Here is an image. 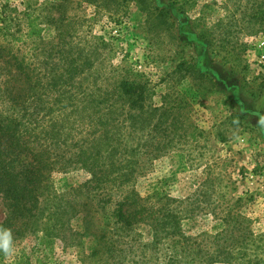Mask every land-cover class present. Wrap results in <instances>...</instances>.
I'll list each match as a JSON object with an SVG mask.
<instances>
[{
  "label": "rangeland",
  "instance_id": "rangeland-1",
  "mask_svg": "<svg viewBox=\"0 0 264 264\" xmlns=\"http://www.w3.org/2000/svg\"><path fill=\"white\" fill-rule=\"evenodd\" d=\"M261 3L0 0V30L7 31L5 36L0 33V43L11 45L34 66L47 64V73L51 74L66 60L84 61L78 52L86 54L83 58L90 54L91 66L71 83H83V88L91 91L112 88L121 73L130 71L132 80L148 84L149 103L170 108L176 102L180 129L177 138L181 143L170 153L147 162L133 187L144 197L158 193L177 201L174 206L183 212L184 235L191 237L200 261L207 250L212 253L221 245L232 257L230 263L215 264H256L258 259V264H264ZM27 16L35 18L42 28L40 37L23 36L28 30ZM202 35L207 38L203 40ZM192 65H197V72L206 79L193 76ZM40 68L38 72L43 76L46 70ZM58 89L74 92L70 86ZM74 136L80 138L82 133L78 131ZM88 179L89 175L78 166H71L68 171L56 172L53 184L62 193ZM6 215L0 197V221ZM95 223L99 226L102 218L98 216ZM81 226L78 219L73 221L75 229L81 230ZM241 227L245 231L239 233ZM247 231L251 242L244 246L236 237ZM137 232L143 242H151L148 227L141 226ZM119 242L118 246L127 252L122 264H168V240L159 247L161 252L155 254L149 248L144 259L138 241L125 238ZM68 243L61 238L49 239L42 232L31 233L13 243L9 254L0 255V264L119 263L118 259L114 263L93 256L95 244L90 239L84 246Z\"/></svg>",
  "mask_w": 264,
  "mask_h": 264
},
{
  "label": "trees",
  "instance_id": "trees-1",
  "mask_svg": "<svg viewBox=\"0 0 264 264\" xmlns=\"http://www.w3.org/2000/svg\"><path fill=\"white\" fill-rule=\"evenodd\" d=\"M261 5L264 19V0ZM27 17L23 36L40 37L43 30L37 20ZM6 32L0 30L3 36ZM82 55L86 54L78 52L84 61L65 59L58 71L48 74L47 64L34 66L11 45L0 43V197L7 209L0 221V255L5 253L3 232L7 230L10 248L35 232L67 240L72 246H84L90 239L95 244L93 256L114 263L118 259V264L127 254L118 246L125 238L138 241L143 259L149 248L155 254L161 252L159 247L168 240V264L230 263L232 254L221 245L212 253L207 250L200 261L199 250L184 235L183 212L174 206L177 201L158 193L144 197L133 187L147 162L181 143L176 102L170 108L149 103L148 84L132 80L130 71L121 73L112 88L91 91L83 83H71L92 64L90 54ZM40 67L46 70L43 76ZM191 68L193 76L206 79L197 72V65ZM64 86L74 92L58 89ZM78 131L80 138L74 136ZM71 166H78L89 179L59 193L53 176ZM98 216L102 218L99 226ZM75 219L81 222V230L73 227ZM141 226L150 230L148 244L137 232ZM244 231L241 227L239 233ZM247 232L236 237L244 246L251 242Z\"/></svg>",
  "mask_w": 264,
  "mask_h": 264
},
{
  "label": "clouds",
  "instance_id": "clouds-1",
  "mask_svg": "<svg viewBox=\"0 0 264 264\" xmlns=\"http://www.w3.org/2000/svg\"><path fill=\"white\" fill-rule=\"evenodd\" d=\"M3 236H4V243L2 245V248H3V251L6 253V254H9L11 249L9 247V243H10V238H11V234L9 231L5 230L3 232Z\"/></svg>",
  "mask_w": 264,
  "mask_h": 264
}]
</instances>
